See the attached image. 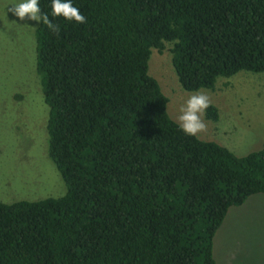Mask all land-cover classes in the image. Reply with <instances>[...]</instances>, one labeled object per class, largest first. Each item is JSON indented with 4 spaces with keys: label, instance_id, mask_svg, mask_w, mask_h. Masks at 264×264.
<instances>
[{
    "label": "trees",
    "instance_id": "16d2710c",
    "mask_svg": "<svg viewBox=\"0 0 264 264\" xmlns=\"http://www.w3.org/2000/svg\"><path fill=\"white\" fill-rule=\"evenodd\" d=\"M51 4L60 30L38 24L36 72L67 192L0 202V264H216L230 209L264 194V144L237 157L185 135L149 61L169 51L186 92L264 75V0H72L83 24Z\"/></svg>",
    "mask_w": 264,
    "mask_h": 264
},
{
    "label": "rangeland",
    "instance_id": "374dc122",
    "mask_svg": "<svg viewBox=\"0 0 264 264\" xmlns=\"http://www.w3.org/2000/svg\"><path fill=\"white\" fill-rule=\"evenodd\" d=\"M21 0H0V202H37L60 198L67 187L48 154L47 121L36 72L34 21H20L8 8ZM149 74L168 98V113L178 123L180 109L196 92H186L175 74L169 51L152 50ZM208 95L219 121L197 137L245 157L264 144V75L241 72L220 78ZM216 264H264V194L230 209L214 239Z\"/></svg>",
    "mask_w": 264,
    "mask_h": 264
},
{
    "label": "clouds",
    "instance_id": "9594fccd",
    "mask_svg": "<svg viewBox=\"0 0 264 264\" xmlns=\"http://www.w3.org/2000/svg\"><path fill=\"white\" fill-rule=\"evenodd\" d=\"M51 9L54 17H63L65 20L79 24L86 23V17L73 6L72 0H52ZM8 12L18 17L20 21H34L37 24L43 22L50 31L59 33V26L52 23L46 13L41 12L39 0H21L20 3L9 7ZM210 105L209 96L201 91L189 97L186 105L180 109L181 114L177 117L178 126L185 135L196 137L207 130L202 116Z\"/></svg>",
    "mask_w": 264,
    "mask_h": 264
}]
</instances>
